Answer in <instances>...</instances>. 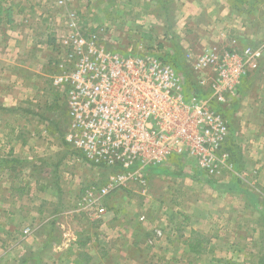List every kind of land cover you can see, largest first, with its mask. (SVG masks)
<instances>
[{
    "label": "crops",
    "instance_id": "crops-1",
    "mask_svg": "<svg viewBox=\"0 0 264 264\" xmlns=\"http://www.w3.org/2000/svg\"><path fill=\"white\" fill-rule=\"evenodd\" d=\"M56 1L0 0L3 10L0 22V148L6 150V158L10 159L9 162L0 165V192L7 193L0 202L11 204V211L5 209L2 211L14 218L20 213L25 221L38 223L35 227L25 225L19 233V238L21 235L23 241L41 240L44 247L42 249L44 251L47 249L48 252L44 256L48 262L56 263L53 258L56 255L59 256L57 262L61 260V264H154L157 258L159 259V239L163 235L155 236V229H159L158 215L156 216L149 208L147 210L141 208L143 211L137 215H123L110 209L100 218L89 220L87 228L83 227L82 218L76 211L75 194L79 192V185L70 186V181L66 178L62 179L63 174H66L63 166H66L65 162L69 163L67 148L61 140V128L66 123V110L64 104L63 106L56 104L62 94L53 91L50 80L55 70L57 52L52 25H61L63 21L59 16L57 17L58 13H61V8L59 12ZM177 2L184 7L188 16L187 21L205 15L207 21L201 31L208 40L219 38L220 33L212 34L213 26L220 21L233 23L234 18H242L244 13L250 10L248 7L251 4L248 2L247 6L238 7L240 11H237L230 8L228 0H211V2L177 0ZM254 3L256 0L252 1V5ZM73 6L75 7L74 3ZM7 9L8 16L5 13ZM194 9L203 11L192 12ZM236 28L240 36L253 38V34L256 33L247 31V27L243 25H236ZM261 94L264 97V93ZM260 120L262 121L256 123L264 130V120ZM256 139L262 142L259 149H263L264 137ZM50 140L53 143H50ZM249 141L254 142L251 138ZM45 142L47 147L40 144ZM256 157L258 161L254 166H244L241 168V173L248 174L246 180L250 181L248 183L250 187H256L255 183L263 187L264 159L262 154L257 153ZM6 158L0 155V160ZM232 164L234 166L236 163ZM43 166L54 168L49 172V176L42 178ZM24 169L30 172L29 175L31 174L34 180L29 178L27 181L29 183H22L21 171ZM155 170L159 168L150 169L146 175L162 174L153 173ZM203 173L217 178L202 171ZM233 179L234 181H227L230 183H223L220 190H229V193L233 194V197H230L232 199H237V195L243 193L249 205L256 204L254 193L248 192L245 184L240 182L242 180L234 177ZM21 194L29 195L28 204H22L17 208ZM191 204L196 207L188 215L179 216L181 220L178 224H182L184 230L175 240L170 241H176L177 244L173 249H177V252L181 249L179 250L183 256L181 258L185 256L188 261L186 263H189L195 255L206 253L209 244L216 248L215 251H219L217 247L222 244L221 241L227 242L225 243L227 248H231L229 251H236L238 227L234 225L237 223L233 219L235 216L228 215L227 218H223L228 221L230 225L227 227L231 229L230 237L225 235L228 238L224 240L225 236L221 229L218 227V229H210V212L202 209L201 202ZM234 204L240 205L239 202ZM242 204H244L243 200ZM155 217L158 222L153 219ZM26 227L31 228L29 235L24 233ZM186 229L189 231L186 232ZM192 231L200 236L199 247L203 252L199 254L191 252L188 247ZM14 234L16 231H13ZM57 236H59L58 242L48 241L50 237ZM208 241L213 242L207 244ZM27 250L29 256L25 255V257L28 260L23 258L21 262L33 258L34 245L28 246ZM139 255L141 260L138 258Z\"/></svg>",
    "mask_w": 264,
    "mask_h": 264
},
{
    "label": "rangeland",
    "instance_id": "rangeland-1",
    "mask_svg": "<svg viewBox=\"0 0 264 264\" xmlns=\"http://www.w3.org/2000/svg\"><path fill=\"white\" fill-rule=\"evenodd\" d=\"M206 1L211 2V0ZM252 1L248 0L251 3L248 7L250 10L248 13H244L242 18H234L233 23L220 21L213 26L212 34L220 33L219 38L215 40H208L201 31L207 21L205 15H199L195 20L187 21L188 16L185 14L184 7L179 5L177 0H172L168 4L165 14L160 9L157 0H73L77 9L74 6L73 8L80 14L84 25L90 31L97 33L100 42L109 50L127 52L129 48L134 51L141 48L156 57L167 54L181 57L182 68L177 70L184 78L183 92L187 100L188 89L191 91L199 89L197 77L190 69V63L201 51L210 49L239 50L264 43V1L256 0L254 5H252ZM197 5L199 7V2ZM58 7L60 12V6L58 5ZM198 10L203 11L194 9L192 12ZM58 16L61 18L62 13H58ZM232 24L235 26L231 27ZM236 25H243L247 27V31L256 33L253 34V38L240 36ZM188 82H193L195 87L188 86ZM261 93H264V53L257 66L251 68L244 76L236 96L222 106V114L228 128L227 141L232 140L235 143L233 145L236 146L234 149L238 162L234 166L228 162L232 166L222 169L221 174L216 176L217 178L202 174L196 161L191 157H174L163 167H151L153 170L159 168V170L153 171L155 174L162 169L165 170L157 176L148 174L145 188L133 184L126 188H120L108 196L105 203L106 210L113 209L116 213L123 215H137L149 208L156 216H159V229L163 235L159 239V259L157 258V261L154 259L156 261L154 264H264V186L261 187L259 183H255L256 187H250L248 184L250 181L246 180L249 177L248 174L241 173V168L244 166H254L258 161L257 153L262 154L264 159V148L259 149L262 142L256 139L264 137V130L260 129L256 123L262 121L260 119L264 120V97ZM191 94L202 95L201 91ZM56 104L63 106L64 102L59 98ZM41 116L39 115L40 118ZM62 133H64V129ZM250 138L254 142L249 141ZM49 142L53 143L52 140ZM46 143L40 144L45 146ZM0 155L6 158V150L0 148ZM67 159H69V163L65 162L66 166H63L66 174H63L62 179L66 178L67 181H70V186L77 185L78 187L79 185V192L82 186L96 181L103 182L109 173L102 167L74 162L70 156ZM53 168V166L41 167L42 178L49 176L48 174L53 171ZM166 171L169 175L165 174ZM29 173L27 169L21 171L22 183H29L27 182L29 178L34 180ZM233 177L242 180L240 182L245 184L248 192L254 193L256 204L249 205L243 193L237 195V199H232L230 197H233V194L229 193V190H220L223 183L234 181ZM251 178L255 180L252 175ZM79 192L75 194L77 198ZM5 194L7 193L0 192V200ZM28 197L29 195L21 194L16 207L20 208L19 206L22 204L27 205ZM4 200L8 199L4 198ZM196 200L201 202L203 210L210 212V229H221L223 236L230 237L231 233V229L227 227L230 224L223 218H227L228 215L235 216L233 219L237 223L234 225L238 227L236 251H229L231 248H227L226 241H221L222 244L217 247L219 251H215L216 248L209 244L213 241H208V251L203 255H195L194 259L186 263L188 262L186 257L181 258L182 253H179L181 249H178V252L177 249H173L177 243L170 241L175 240L176 236L184 230L181 227L182 224H178L181 220L179 216L188 215L196 207L191 204L197 202ZM242 200L244 204H242ZM234 202H239L240 205H235ZM3 209L11 211V204L0 202V264H39V261L41 264L62 263L61 260L57 262L59 256L56 255L53 256L56 263L47 261L44 256L48 252L47 249L45 251L42 249L44 247H42L41 240L23 241L21 235L19 238V233L25 225L35 227L37 222L25 221L20 213L15 218L6 215L7 212L2 211ZM78 215L82 218L81 226L87 228L89 219L80 213ZM153 219L158 222L156 217ZM13 231H16V234L13 235ZM187 231L189 229H186ZM35 232L36 230H34ZM228 237L225 236L224 240H227ZM58 239L59 236L52 237L50 242L56 243ZM33 245L35 248L33 258L21 262L23 258H26L25 255L29 251L27 250L28 246ZM138 258L141 260V255Z\"/></svg>",
    "mask_w": 264,
    "mask_h": 264
},
{
    "label": "built area",
    "instance_id": "built-area-1",
    "mask_svg": "<svg viewBox=\"0 0 264 264\" xmlns=\"http://www.w3.org/2000/svg\"><path fill=\"white\" fill-rule=\"evenodd\" d=\"M56 4L63 21L52 28L57 55L50 80L65 105L69 156L109 171L103 182L81 187L77 213L100 218L109 195L133 184L145 188L151 167H163L174 157H191L214 176L231 167L223 151L228 128L216 107L236 96L261 59L264 43L201 51L190 69L202 95L189 93L186 100L184 78L171 64L141 48L109 50L84 25L73 0ZM154 232L162 235L160 229Z\"/></svg>",
    "mask_w": 264,
    "mask_h": 264
},
{
    "label": "trees",
    "instance_id": "trees-1",
    "mask_svg": "<svg viewBox=\"0 0 264 264\" xmlns=\"http://www.w3.org/2000/svg\"><path fill=\"white\" fill-rule=\"evenodd\" d=\"M158 3H159V6H160V9L163 10V13L165 14V11L168 10V4H170V2L172 0H157ZM228 3H229V6L230 8L232 9H235L237 11H240V9L238 7H245L248 5V0H228ZM3 10L1 8V5H0V22H1V14H2ZM6 15L8 16L9 15V11L8 9L5 11ZM158 58L164 62H167L169 64H171L174 68L176 69H181L182 68V60H181V57H176V56H173L171 54H167L166 56H158ZM188 86H191V87H195V84L193 82H188L187 83ZM189 92L191 93H200V90L197 89V90H190L188 89ZM188 92V94H189ZM202 94V93H201ZM220 112H222V107H216ZM223 113V112H222ZM64 129L61 128V140L62 142H64L63 144H65L67 150L66 152L68 153V155L71 153L70 149H69V145L66 143V141L64 140V133H62V130ZM233 144H235L232 140L231 141H227L223 147V151L226 152L228 154V160L229 162L231 163H236L238 162L237 161V158H236V153H235V149H236V146H234ZM235 147V149H234ZM8 160L10 159H2L0 160V165H2L4 162H9ZM164 169L160 170L159 173H162ZM165 174H169L167 171ZM236 178V177H235ZM199 234L195 231H192L191 232V237L189 238V242H188V247H189V250L191 252H194L195 254H199L201 252H203L200 247H199ZM52 239V237H50L48 239V241L50 242V240ZM26 260H28L26 258ZM25 259L23 261H26Z\"/></svg>",
    "mask_w": 264,
    "mask_h": 264
}]
</instances>
